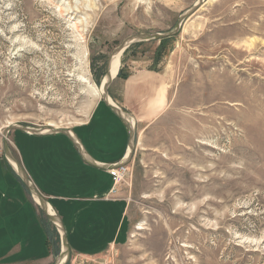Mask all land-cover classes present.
Here are the masks:
<instances>
[{
  "label": "rangeland",
  "instance_id": "obj_1",
  "mask_svg": "<svg viewBox=\"0 0 264 264\" xmlns=\"http://www.w3.org/2000/svg\"><path fill=\"white\" fill-rule=\"evenodd\" d=\"M195 1L0 0V154L8 126L87 121L108 55ZM181 25L120 53L110 85L136 129L129 237L67 264H264V0H204Z\"/></svg>",
  "mask_w": 264,
  "mask_h": 264
},
{
  "label": "crops",
  "instance_id": "obj_2",
  "mask_svg": "<svg viewBox=\"0 0 264 264\" xmlns=\"http://www.w3.org/2000/svg\"><path fill=\"white\" fill-rule=\"evenodd\" d=\"M109 94L115 99L110 88ZM98 101L90 118L70 129L81 148L64 133L11 131L14 157L54 209L71 253L78 256L124 244L130 234L128 203L124 197L109 196L112 176L108 172V165L122 161L129 130L102 99ZM0 223V264L54 261L60 250L59 235L4 154L0 155Z\"/></svg>",
  "mask_w": 264,
  "mask_h": 264
},
{
  "label": "water",
  "instance_id": "obj_3",
  "mask_svg": "<svg viewBox=\"0 0 264 264\" xmlns=\"http://www.w3.org/2000/svg\"><path fill=\"white\" fill-rule=\"evenodd\" d=\"M204 2V0H196L195 3L191 6L190 9H188L186 12L182 13L179 18L177 19L174 28L168 32H162V33H136L133 34L132 36L127 37L126 39H124L118 47H116L109 55H108V59L106 61V67H105V75L103 77V80H101L100 85L102 86V94H101V99L102 101L105 102V104H107L110 109L120 118L124 121V123L127 126V129L129 130V137H128V146H127V150L125 155L122 158V161H120L119 163L116 164H110L108 165L109 168L113 167V168H119L122 167L123 165H127L131 162V157L134 151V138H135V130L134 129V125L131 126L130 120H129V113H126L125 111L122 110L121 107H119L111 98L110 94H109V88H110V84L112 83V81L114 80L112 77V71L111 70V65L113 63L114 60V56L119 54V53H123L129 46L133 45V43H140V42H148V40H161L162 38H167V37H171L175 34H177V32L180 30L181 28V24L183 21H185L188 17L191 16V14H193L196 9H198L202 3ZM119 73V72H118ZM117 73V75H118ZM116 75V77H117ZM133 117V116H132ZM21 130L23 132L29 133V134H39V135H47L48 133H64L67 136H71V140L73 139L74 143L76 144V146L80 147V144L78 141H76L72 135V131H70V129L67 128H53V127H48L47 132H43V128H37V127H30L24 124H15V125H11L8 126L5 130L4 133L7 134L9 131L12 130ZM6 136V135H5ZM3 154L7 160V162H9V164L11 165L12 169L14 170V172L17 174L18 177H20L27 189V191H29V194L32 198V201L34 202V204H36V206L39 207L40 211L42 212L43 216L46 218V220L49 221V223H52V225L54 226L57 234L59 235V241H60V245H59V252L57 254V256L55 257L53 264H57V262L59 260L64 259L63 264H67V260L71 255V249L69 248V244H68V240H67V235L65 234V231L63 229V225L61 220H59L57 214L55 213L54 209L52 208L51 205H49V203L45 200V198L40 194L39 191H37V189L34 187V185L32 184V182L30 181L29 177L25 174L21 164L19 162H17L16 158L14 157L13 153H12V149L10 148V146L7 144V141L4 140V144H3ZM87 160V159H86ZM88 161V160H87ZM89 163H92L89 161ZM51 210L52 213H50L49 211Z\"/></svg>",
  "mask_w": 264,
  "mask_h": 264
},
{
  "label": "built area",
  "instance_id": "obj_4",
  "mask_svg": "<svg viewBox=\"0 0 264 264\" xmlns=\"http://www.w3.org/2000/svg\"><path fill=\"white\" fill-rule=\"evenodd\" d=\"M1 155V154H0ZM129 165H123L119 168H109L108 172L112 176V187L109 193V196L115 197L118 189H116L117 185H121L123 181H125L126 177L129 175Z\"/></svg>",
  "mask_w": 264,
  "mask_h": 264
},
{
  "label": "bare ground",
  "instance_id": "obj_5",
  "mask_svg": "<svg viewBox=\"0 0 264 264\" xmlns=\"http://www.w3.org/2000/svg\"><path fill=\"white\" fill-rule=\"evenodd\" d=\"M62 2V1H61ZM64 2V1H63ZM66 2V1H65ZM59 3V2H58ZM69 4V3H68ZM65 5H67V4H65ZM70 5V4H69ZM62 7V6H61ZM65 7V6H64ZM59 8V7H58ZM64 10V9H63ZM78 20V19H77ZM79 22V21H78ZM120 55V53L119 54H117V55H115L114 56V60H113V63H112V65H111V70L110 71H112L111 73H112V77L114 78L115 76H116V74H117V69H118V66H119V63H120V61H119V56ZM96 90V94L99 96V95H101L102 94V86L100 85V87H98L97 89H95ZM129 118V120H130V123H131V126H133L134 125V118L132 117V116H129L128 117ZM50 126H53V128L55 127H58L57 125H55V124H52V123H49V125H48V127H50ZM48 127L46 128V129H44L43 130V132H47V130H48ZM50 213H52L51 212V210L49 211ZM139 227V226H138ZM63 262H64V259H62V260H59L58 262H57V264H63Z\"/></svg>",
  "mask_w": 264,
  "mask_h": 264
},
{
  "label": "trees",
  "instance_id": "obj_6",
  "mask_svg": "<svg viewBox=\"0 0 264 264\" xmlns=\"http://www.w3.org/2000/svg\"><path fill=\"white\" fill-rule=\"evenodd\" d=\"M164 39L166 40V39H168V38H162L160 41L162 42ZM135 44H138V43H135ZM126 50H127V49H126ZM126 50H125V51H126ZM125 51H124V52H125ZM118 71H119V73H118L117 77H119V76L121 75V71H120V70H118Z\"/></svg>",
  "mask_w": 264,
  "mask_h": 264
}]
</instances>
